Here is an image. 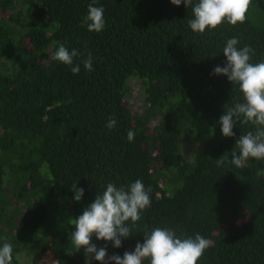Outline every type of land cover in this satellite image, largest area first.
I'll list each match as a JSON object with an SVG mask.
<instances>
[{
  "label": "trees",
  "instance_id": "16d2710c",
  "mask_svg": "<svg viewBox=\"0 0 264 264\" xmlns=\"http://www.w3.org/2000/svg\"><path fill=\"white\" fill-rule=\"evenodd\" d=\"M0 264H264V0H0Z\"/></svg>",
  "mask_w": 264,
  "mask_h": 264
},
{
  "label": "rangeland",
  "instance_id": "374dc122",
  "mask_svg": "<svg viewBox=\"0 0 264 264\" xmlns=\"http://www.w3.org/2000/svg\"><path fill=\"white\" fill-rule=\"evenodd\" d=\"M124 102L131 112H138L140 110L142 104V91L138 79L130 78L127 81V94L124 97ZM199 145L198 142L182 138L179 145V153L183 159H189Z\"/></svg>",
  "mask_w": 264,
  "mask_h": 264
}]
</instances>
